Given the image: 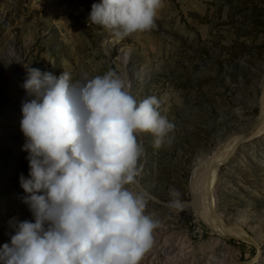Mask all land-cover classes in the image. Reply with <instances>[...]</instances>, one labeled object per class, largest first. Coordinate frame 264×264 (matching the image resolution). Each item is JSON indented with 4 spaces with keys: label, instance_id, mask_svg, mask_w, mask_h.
<instances>
[{
    "label": "rangeland",
    "instance_id": "rangeland-1",
    "mask_svg": "<svg viewBox=\"0 0 264 264\" xmlns=\"http://www.w3.org/2000/svg\"><path fill=\"white\" fill-rule=\"evenodd\" d=\"M101 2L0 0V246L12 218L33 220L20 185L24 65L72 82L111 70L137 101L160 99L175 125L160 148L151 133L137 136L140 174L129 187L148 194L145 214L159 222L140 264H264V0H163L150 30L123 38L89 22ZM216 162V216L249 240L221 234L195 209L193 186Z\"/></svg>",
    "mask_w": 264,
    "mask_h": 264
},
{
    "label": "clouds",
    "instance_id": "clouds-1",
    "mask_svg": "<svg viewBox=\"0 0 264 264\" xmlns=\"http://www.w3.org/2000/svg\"><path fill=\"white\" fill-rule=\"evenodd\" d=\"M162 4L102 0L88 19L123 38L150 30ZM24 66L29 176L21 174L20 185L33 220L9 221L14 234L0 246V264H140L159 222L145 214L148 194L129 186L140 174L137 136L151 133L156 148L171 143L175 125L159 111L161 100L137 101L111 70L72 82L66 71L57 78ZM169 196L180 208L179 191Z\"/></svg>",
    "mask_w": 264,
    "mask_h": 264
},
{
    "label": "bare ground",
    "instance_id": "bare-ground-1",
    "mask_svg": "<svg viewBox=\"0 0 264 264\" xmlns=\"http://www.w3.org/2000/svg\"><path fill=\"white\" fill-rule=\"evenodd\" d=\"M262 123H264V120L262 121ZM240 140L241 139H238V141H240ZM218 165H219L218 162L211 165L212 167H211V169H209L208 175H206V184H204V182L202 184V185H205L206 187L209 188L207 196L204 197L202 195V192H203L202 190L204 188L202 185L200 186L198 184H195L193 186L194 191H195V195H196L194 198L195 209L197 210L198 215H200V217L204 221L208 222L213 227H215L217 230H219V232L221 234L235 235L238 237H242L245 240H249L250 238L246 234L243 235L238 228H230V229L228 228V231H225L224 229L225 228L227 229V227L223 224L221 217L216 216L217 214H216V205H215V197H214L215 196V190H214L215 185L214 184H215V180L217 177ZM169 247H170V244H169ZM214 260L219 261L216 258ZM220 260H221L222 264H228L226 262V258L224 256Z\"/></svg>",
    "mask_w": 264,
    "mask_h": 264
}]
</instances>
